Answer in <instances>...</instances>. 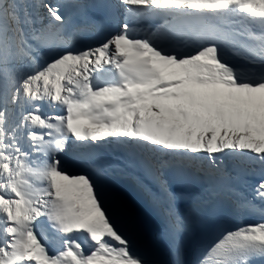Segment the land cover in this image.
<instances>
[{"label": "snow or ice", "instance_id": "6c2138e0", "mask_svg": "<svg viewBox=\"0 0 264 264\" xmlns=\"http://www.w3.org/2000/svg\"><path fill=\"white\" fill-rule=\"evenodd\" d=\"M185 199L239 221L190 264H264V0H0V264H189Z\"/></svg>", "mask_w": 264, "mask_h": 264}, {"label": "rangeland", "instance_id": "374dc122", "mask_svg": "<svg viewBox=\"0 0 264 264\" xmlns=\"http://www.w3.org/2000/svg\"><path fill=\"white\" fill-rule=\"evenodd\" d=\"M111 24L105 23L100 30L86 37L89 43H96L100 38L111 31ZM184 51H193V47L185 48ZM72 172H78L79 168L73 165ZM71 169V168H70ZM70 171V172H71ZM137 174L142 175L139 170ZM145 183L151 184L146 175H142ZM251 179V178H246ZM111 190L122 198L137 216L145 234L149 238L158 240L162 252V259L172 261L174 257L169 253L166 241L159 240L160 233L164 230L165 221L160 211L153 206L149 199L140 193L128 178L123 177L114 181ZM243 187V185H241ZM176 207L188 216L189 231L185 234V254L183 259L189 264L193 259L192 249L202 243L218 240L226 229L236 226L239 221L226 216L222 211H214L212 204L202 205L190 199L180 200Z\"/></svg>", "mask_w": 264, "mask_h": 264}, {"label": "bare ground", "instance_id": "6f19581e", "mask_svg": "<svg viewBox=\"0 0 264 264\" xmlns=\"http://www.w3.org/2000/svg\"><path fill=\"white\" fill-rule=\"evenodd\" d=\"M111 27H112V26H111ZM70 168H71V169H70ZM70 168H69V171L73 170L71 166H70ZM71 172H72V171H71ZM141 174H142V173H141ZM142 175H143V174H142Z\"/></svg>", "mask_w": 264, "mask_h": 264}, {"label": "trees", "instance_id": "16d2710c", "mask_svg": "<svg viewBox=\"0 0 264 264\" xmlns=\"http://www.w3.org/2000/svg\"><path fill=\"white\" fill-rule=\"evenodd\" d=\"M135 186V185H134ZM136 187V186H135Z\"/></svg>", "mask_w": 264, "mask_h": 264}, {"label": "water", "instance_id": "95a60500", "mask_svg": "<svg viewBox=\"0 0 264 264\" xmlns=\"http://www.w3.org/2000/svg\"><path fill=\"white\" fill-rule=\"evenodd\" d=\"M131 209V208H130Z\"/></svg>", "mask_w": 264, "mask_h": 264}]
</instances>
